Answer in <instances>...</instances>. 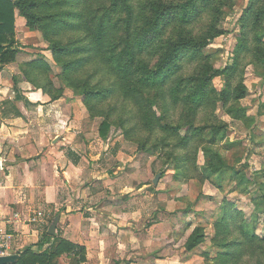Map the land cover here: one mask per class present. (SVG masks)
I'll use <instances>...</instances> for the list:
<instances>
[{
	"label": "trees",
	"instance_id": "obj_1",
	"mask_svg": "<svg viewBox=\"0 0 264 264\" xmlns=\"http://www.w3.org/2000/svg\"><path fill=\"white\" fill-rule=\"evenodd\" d=\"M103 1L107 4L98 13H93L86 21L88 27L84 28L80 6L85 0H0V70L15 60L19 50L15 34V14L18 12L31 32L39 31L50 43L54 60L63 69V82L85 97L83 102L90 118L104 117L98 130L100 138L107 140L109 136V120L114 109L103 116L97 112L98 106L104 105L117 90L140 109L152 130L157 124L154 116L149 115L154 106L161 103L166 115L182 104L187 119L182 128H186L188 135L176 147L186 148L192 138L207 137L209 142L204 152L208 170L211 174H225L230 168L224 158L211 149L225 139L224 127L214 126L205 133L198 130L195 123L201 109L216 99L211 90L216 78L225 81L224 91L218 98L223 107H228L232 101L239 104L236 111L229 107L228 114L235 119H248V109L240 105L247 97L248 89L243 83L234 89L231 81L241 75L244 59L264 70V0H249L242 12L232 65L218 70L205 62L198 75L187 79H180L178 75L186 63L204 61L203 50L225 35L226 31L219 29V23L225 15L224 9L231 10L235 0ZM83 29L90 30L91 34L87 36ZM64 36H68L67 43H62ZM154 58L157 61L152 66ZM92 64L97 70L88 72L86 68ZM20 71L27 82L42 90L52 101L64 97L61 88L54 93L52 83L40 79L50 72L44 57L22 63ZM100 73L107 78L106 86L102 81L94 83ZM256 74L264 80V74L260 71ZM151 92L154 94L150 95ZM17 99L21 97L17 96ZM164 128L169 129L166 125ZM191 130L193 132L189 133ZM238 174L233 171V176ZM253 201L255 206L250 217L231 204H223L212 238L221 250L216 264H240L248 255L264 258V222H260L264 216V195ZM259 227L263 230L262 235L257 233ZM44 237L47 241L53 239L46 233ZM204 240L203 230L197 228L189 237L186 250H195ZM38 245H41V252L35 253L29 247L18 253L15 264H58L63 255L80 256L81 261L85 260V247L63 239L54 238L46 250H42L41 242Z\"/></svg>",
	"mask_w": 264,
	"mask_h": 264
},
{
	"label": "rangeland",
	"instance_id": "obj_2",
	"mask_svg": "<svg viewBox=\"0 0 264 264\" xmlns=\"http://www.w3.org/2000/svg\"><path fill=\"white\" fill-rule=\"evenodd\" d=\"M248 2L235 0L231 10L224 9L225 15L219 23V29L226 31L225 35L216 38L203 50L204 61L186 63L178 75L180 79L198 75L205 62L218 70L232 65L240 31L239 19ZM106 4L107 1L103 0H85L80 6L84 28L88 27L86 21L93 13H98ZM83 30L87 36L91 34L90 30ZM34 33L35 36L31 35L24 41L16 38L17 48H31L34 50L32 55L46 59L50 72L40 79L50 81L54 93L61 88L65 93L63 99H72L75 118L83 110L86 115L83 127L90 130L89 133L94 135L92 140L96 141L97 132L91 129H99L104 117L92 119L94 125L89 122L90 114L83 102L85 97L63 82V69L54 60L50 43L39 31ZM68 40V36L62 37V43ZM156 61V58L152 59L151 65ZM241 67V75L238 74L231 83L234 89L242 83L248 89L247 97L240 101V105L248 109V119H235L228 114L229 107L236 111L239 104L232 101L228 107H223L218 98L224 91L225 81L216 78L211 86L216 99L201 109L195 123V127L205 133L214 126L224 127L225 139L211 147L224 158L230 168L223 175L211 174L208 170L204 152L209 142L207 137L192 138L186 148L176 147L188 135L186 128H182L187 121L182 104L172 108L166 115L161 103L154 106L149 114L157 121L154 130L147 126L140 109L131 100L122 97L120 90L104 105L98 106L97 112L103 116L114 109L109 120L111 130L108 136L114 151L108 166L117 172L114 177L120 181L126 178V185L132 188L131 199L139 196L132 204L133 211L145 212L146 217L141 225L148 231L155 226V230L150 233V242L156 236L159 239L156 243H149V251L156 250L154 255H162L164 260L169 258L165 264H216V257L221 250L215 246L212 238L215 234L214 224L221 215L223 204H231L250 217L255 206L253 200L264 195V80L256 74V71L264 74V70L255 68L249 59L242 60ZM86 69L92 72L97 70V66L92 64ZM98 81H102L103 86L107 85V78L101 73L94 83ZM165 125L169 129L166 130ZM119 165L123 170H117ZM233 171L239 172L238 176H233ZM158 174H161V178L158 185H154L153 181ZM120 191L116 190L117 195H123L119 194ZM123 199L122 196V201L128 200ZM260 219L261 223L264 222V216ZM197 228L203 230L205 240L198 248L188 252L186 243ZM257 233L263 234L261 227ZM240 264H264V258L248 255Z\"/></svg>",
	"mask_w": 264,
	"mask_h": 264
},
{
	"label": "crops",
	"instance_id": "obj_3",
	"mask_svg": "<svg viewBox=\"0 0 264 264\" xmlns=\"http://www.w3.org/2000/svg\"><path fill=\"white\" fill-rule=\"evenodd\" d=\"M15 26L16 38L35 36L18 12ZM33 52L18 50L0 70V229L12 236L11 255L29 247L41 252L38 243L46 250L57 238L86 249L85 260L63 255L58 264H165L169 258L149 251V243L159 239L150 242L155 226L148 231L141 225L145 212L133 211L139 196L131 199L126 178L120 181L108 166L114 151L110 139L92 128L93 141L83 127V110L73 116L72 99L52 101L23 78L20 65L35 60ZM117 189L125 193L117 195ZM39 213L43 217L31 222ZM45 233L53 239L47 241Z\"/></svg>",
	"mask_w": 264,
	"mask_h": 264
},
{
	"label": "built area",
	"instance_id": "obj_4",
	"mask_svg": "<svg viewBox=\"0 0 264 264\" xmlns=\"http://www.w3.org/2000/svg\"><path fill=\"white\" fill-rule=\"evenodd\" d=\"M43 214L39 213L37 218H32L31 222L36 223L42 218ZM12 236L6 230L0 229V258L11 256Z\"/></svg>",
	"mask_w": 264,
	"mask_h": 264
},
{
	"label": "water",
	"instance_id": "obj_5",
	"mask_svg": "<svg viewBox=\"0 0 264 264\" xmlns=\"http://www.w3.org/2000/svg\"><path fill=\"white\" fill-rule=\"evenodd\" d=\"M160 178H161V174H158L155 177L153 184L158 185ZM59 221H60V216H57L49 228L48 234L50 236L55 235V231H56L57 225L59 224ZM18 259H19L18 255H11V256H7V257H2V258H0V264H15L18 261Z\"/></svg>",
	"mask_w": 264,
	"mask_h": 264
}]
</instances>
